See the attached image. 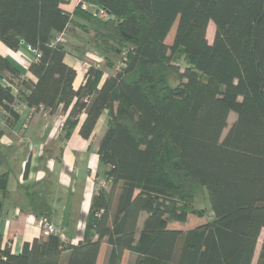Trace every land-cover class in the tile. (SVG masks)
I'll return each mask as SVG.
<instances>
[{
  "label": "trees",
  "instance_id": "1",
  "mask_svg": "<svg viewBox=\"0 0 264 264\" xmlns=\"http://www.w3.org/2000/svg\"><path fill=\"white\" fill-rule=\"evenodd\" d=\"M64 2L0 0V41L38 54L28 64L35 81L0 54V109L7 124L20 104L68 110L63 139L78 124L88 138L107 111L97 154L109 186L96 187L76 244L42 233L13 253L0 234V264H96L102 242L103 264H120L124 251L130 264H251L264 229V0H80L71 11ZM86 52L101 63L75 89L64 58ZM168 71L174 86L160 83ZM7 180L1 172L0 190ZM198 187L209 210L194 205ZM30 209L48 216L51 207L31 192ZM190 216L207 219L177 227Z\"/></svg>",
  "mask_w": 264,
  "mask_h": 264
},
{
  "label": "crops",
  "instance_id": "2",
  "mask_svg": "<svg viewBox=\"0 0 264 264\" xmlns=\"http://www.w3.org/2000/svg\"><path fill=\"white\" fill-rule=\"evenodd\" d=\"M77 3V0H65L62 7L71 11ZM64 35L59 36L62 41ZM0 54L10 59L23 76L36 80L28 71V64L34 58L28 46L22 45L18 51H12L0 41ZM101 59L95 52H86L83 60L65 56L64 61L76 70L75 89L83 83L87 65L101 63ZM16 111L17 118L7 124L5 113L0 110V173L8 171L7 186L0 190L2 244H8L13 253L20 252L25 242L44 233L37 223L42 218H47L65 233L70 243L76 244L83 236L84 218L96 181L106 180L97 147L110 124V117L104 111L88 138L79 134L78 124L70 136L63 139L51 115L39 112L29 115V107L25 104L17 105ZM83 117L81 114L80 122ZM31 192L46 197L51 207L48 216L35 215L31 211ZM106 249V243L102 242L96 264H103ZM133 258L124 251L120 264H130Z\"/></svg>",
  "mask_w": 264,
  "mask_h": 264
},
{
  "label": "rangeland",
  "instance_id": "3",
  "mask_svg": "<svg viewBox=\"0 0 264 264\" xmlns=\"http://www.w3.org/2000/svg\"><path fill=\"white\" fill-rule=\"evenodd\" d=\"M79 1L80 0H77V2H79ZM83 5H84V7L83 6L82 7L84 9L92 11V6L90 4L84 2ZM175 26H176V22L174 23V25L170 29L168 35L166 36V42H168V43H170L171 40H172V37H173V34H174V30H175ZM213 33H214V25H213L212 22H210L208 27H207V31H206V36H207V39L209 41H211V39L213 37ZM62 39H63L64 43L67 46H70L71 42H73V38L71 36H68V35H64L62 37ZM88 63H89V61L87 62V64ZM162 79L163 80L160 82L161 84H167V85H170V86H174L175 84H177L179 82L178 75L173 73V72H171V71H168ZM233 118H234V115L230 114V116L228 118V123H231ZM194 205L196 207L205 208L207 210L210 209V204H209V200L207 198V194H206L205 188H199V187L196 188V192H195V195H194ZM206 219H207V217L194 218V217L190 216L188 223L183 224V225H177V224L176 225H177L178 228L187 229V228H192V227L197 226L198 223L205 222ZM263 233H264V229L261 230V233H260V235L258 237L255 253H254V256H253L251 264H256L258 250H259L260 245L262 243Z\"/></svg>",
  "mask_w": 264,
  "mask_h": 264
},
{
  "label": "built area",
  "instance_id": "4",
  "mask_svg": "<svg viewBox=\"0 0 264 264\" xmlns=\"http://www.w3.org/2000/svg\"><path fill=\"white\" fill-rule=\"evenodd\" d=\"M82 6L84 7L83 3H82ZM92 12L100 18L107 19L110 17L109 13L105 9H103L102 7H92ZM28 48L30 49V47H28ZM32 51L34 53V57L38 56V54L34 50H32ZM122 65H124V58L120 62L116 63L114 68L117 70ZM35 112H39V113H42L43 115H47V116L51 115L53 117L54 127L58 130H61L63 125H64V121H65V118L67 116L68 110L66 112H62L60 107H59L54 112L50 113L49 109L44 107L41 104H39L37 107H29V115H32ZM104 183H105L104 180L98 179L96 181V187L99 185H103ZM37 223L44 233H46V234L56 233L59 235V238L62 242H64V243L69 242L68 237L65 235V233H63V231L60 228H58L54 224L50 223L47 220V218H42V219L38 220Z\"/></svg>",
  "mask_w": 264,
  "mask_h": 264
}]
</instances>
